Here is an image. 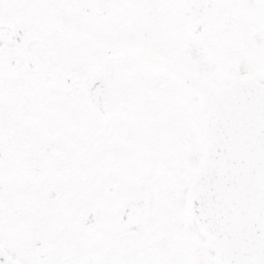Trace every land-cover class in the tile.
<instances>
[{"label": "snow or ice", "instance_id": "6c2138e0", "mask_svg": "<svg viewBox=\"0 0 264 264\" xmlns=\"http://www.w3.org/2000/svg\"><path fill=\"white\" fill-rule=\"evenodd\" d=\"M0 264H264V0H0Z\"/></svg>", "mask_w": 264, "mask_h": 264}]
</instances>
